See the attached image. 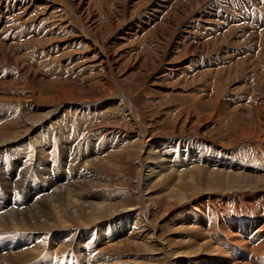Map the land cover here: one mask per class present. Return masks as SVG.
Returning a JSON list of instances; mask_svg holds the SVG:
<instances>
[{
  "label": "rangeland",
  "instance_id": "374dc122",
  "mask_svg": "<svg viewBox=\"0 0 264 264\" xmlns=\"http://www.w3.org/2000/svg\"><path fill=\"white\" fill-rule=\"evenodd\" d=\"M54 1L58 5H52L51 0H0V128L4 126L0 130V135L4 133L8 139L17 138L11 142L8 148H5L6 150L0 151V164L6 162V169L9 170L4 172L0 166V175L2 176H0V199H8V203L12 200L15 201L14 199H16V203H20L25 199L26 206H28L30 203L27 201V196H29L30 190L43 191L46 185L51 184L50 181L55 182L52 187L54 190L62 183H56L59 178L57 167L51 165L49 168L41 164L47 160L50 163L53 162L52 158L45 154V151L47 153V150L49 152L50 149L42 150L41 154L33 156L34 158L27 157L32 154L30 147L32 144L30 141L20 138L24 134L27 124H22L21 118L14 119L13 116L17 112L19 114L24 111L27 104L30 105V108L34 105L30 110L31 113L44 116L35 110L40 107L55 112L66 102H82L87 103V107H92L91 104L98 101H104L107 105L112 102H123L125 98L133 104L140 121L153 135L172 133L175 129L173 122L177 119L180 122V129L182 130L184 127L186 129L182 130L184 131L182 134H185L184 137H186L184 144L189 142L194 144L198 139L195 134L201 129L200 135H205L207 140L209 139L201 148L202 152L219 155L222 150L227 151L226 149L230 148L235 159L242 163L241 165H249L251 170L260 171L259 175L264 176V149H261L264 147V137L262 140H257L255 136L258 133L264 135V37L261 40L263 47L258 55H253L251 50L252 35L244 39L237 38L238 30H232L228 35L208 44H203L202 41L198 45L192 44L187 38L195 34L187 31V25L189 26L192 19L198 18L200 14L205 15V11L209 7L205 3L209 0H85L80 4V8H83L82 13L77 5L78 0H74L75 2L73 0ZM61 1H65L64 3L69 8L61 7L59 5ZM80 15L86 30L82 32L80 25L74 29L70 26V28H64L68 26L69 22L74 27L78 21L76 16ZM97 40L100 41V45ZM233 46L249 50L248 56L233 59L231 63H227L219 69H211V67L202 71L197 68L200 62H193V59L202 53L221 55L226 51L224 50L226 47L229 49ZM100 53L108 56L105 58L108 59V62L105 63L106 66L99 58ZM24 61L26 62L24 63ZM113 96L118 98L111 100ZM52 98H58V100L52 103ZM214 98V102H216L211 104L210 100ZM21 101L23 103L25 101V103L23 104ZM4 107L6 108L4 109ZM118 112L116 110L114 112L103 111L99 114L94 113V116H78L68 111L57 125L59 130L70 131V134L74 135L75 141L79 139L83 144L88 142V139L94 134L98 135L103 128V131L107 129L106 133H113L109 127L114 128L111 125L115 124H122L128 128L129 132H133L130 121ZM91 116H96L98 120H93ZM187 134L191 135L190 139L187 138ZM83 144H78L77 147L84 148ZM257 147H260L261 151L259 149L256 151ZM27 149L28 151H26ZM133 151L135 152V150L131 152ZM127 152L122 151L118 154L119 157H115L117 162L118 160L122 161L118 162L119 169L117 166L111 168L110 165H99L103 173L102 177L106 180L99 186H109L115 191L113 195L122 194L126 197L128 206L136 208L139 206L137 203L139 202L137 179L140 168L138 160L134 156L128 155ZM41 159L43 160L39 163L40 165L34 162ZM69 159L67 158V160ZM6 160L10 161V164ZM18 160L21 161L20 167L16 164ZM41 167L45 171H42ZM203 169V166H199L201 173H206V170L203 171ZM44 175L45 178H43ZM250 178L253 182L258 181L256 177L251 176ZM89 179L90 177H87L84 181ZM216 179L219 184V177ZM77 180L78 182L82 181ZM208 181L205 179L206 184ZM2 182L5 183L1 185ZM105 182L108 184H104ZM260 182L258 181L259 185ZM169 185L167 194H170L173 189H183L187 184L183 182L180 184V186L182 185L180 188L174 184ZM263 185L262 183L261 186ZM19 188L20 190L17 192ZM150 188L154 191L161 187L154 184L150 185ZM48 193L40 194L44 198ZM261 193L264 194V186L256 192L258 198ZM163 196H152L155 201L153 203L157 204L160 209L156 221L161 226V239L167 237V239H174L173 237L178 231L172 229V226L164 221L162 210L166 208L168 197ZM17 197H21V199ZM38 198L39 196H34V200ZM101 200L99 196L88 198V201L91 202ZM257 204L261 206L259 203ZM197 215L200 219L203 218L200 214ZM233 215L235 217H232ZM230 216L231 219L235 218L237 221L240 219L234 210L230 212ZM202 221L198 223V226L191 224L199 229L200 234H198V229L196 231L194 228L192 229L195 231L186 228L184 233H195L198 237L197 240L203 239V243H207L209 237L206 229L208 228ZM203 228L204 230H202ZM125 230L121 232V247L124 248L122 253L125 254L123 263L129 264L132 261L130 264H135V262H137L136 264H150L147 263V260L145 261L144 256L147 254L143 244L138 248L129 246V242L133 243L132 234H130V229ZM255 230L247 226L239 228L236 231V236L239 240L252 246L250 241L259 230H264V227L255 226ZM62 231L60 229L48 234L45 230H30L29 235L31 236L28 239L32 242L29 245L33 246L37 242L39 245H43L44 236L48 235L52 246L56 248L65 243L68 238V236H60ZM40 232L43 236L37 241L35 238L41 234ZM100 232L97 230L95 236L97 237ZM127 232H130L128 235L131 237L130 240L126 238ZM213 232L211 231L212 235ZM80 235L82 236V248L77 247L79 251L77 249H75L77 252L72 251L70 264H86L87 258L92 255L90 247L96 245L90 247L86 245V242L92 238L88 231L83 229L80 231ZM235 247L240 251L244 248L243 245H232V248ZM137 249L139 252L136 251ZM222 249H217L218 254L222 253L223 256L218 255L215 264H229L232 260L228 259L227 255L224 257ZM231 252L234 253L233 249ZM203 253L199 255L206 254ZM81 254L85 257L82 258ZM112 254L108 253V255ZM216 254L210 253L207 257H214ZM247 258L252 259L249 254H247ZM219 261H223V263ZM211 263L213 262L208 264Z\"/></svg>",
  "mask_w": 264,
  "mask_h": 264
},
{
  "label": "bare ground",
  "instance_id": "6f19581e",
  "mask_svg": "<svg viewBox=\"0 0 264 264\" xmlns=\"http://www.w3.org/2000/svg\"><path fill=\"white\" fill-rule=\"evenodd\" d=\"M64 2L65 1H61L59 5L65 9L69 8ZM82 2H85V0H78L77 3L80 12L83 9L80 8ZM51 4L58 5L54 0H51ZM54 9L57 10L56 8ZM68 11L74 12L73 10ZM76 17L78 21L75 20L77 23L74 24V27H72L73 24L70 22L69 24L66 22L68 26L64 28L71 27L74 29L77 25H80V30L83 32L86 28L84 29L82 16ZM98 43L100 45V41H98ZM98 47L100 48L101 46ZM101 52H103V50ZM99 58H101L102 64L108 62V59H105L108 58V56L103 53L99 54ZM25 62L26 61H24V63ZM106 65L107 64H105V66ZM117 96H113L114 98L112 97L111 100L117 99ZM122 97L125 96L122 95ZM44 100L46 101V99ZM51 100L50 101L53 103V101H57L58 98H52ZM214 100L215 98L211 99L210 103L214 104L216 102H214ZM91 105L92 107H87V103L66 102V104L59 108L56 107L58 109L55 112L51 109L45 110L40 107H35L37 108L35 112L40 113V115L41 113L44 114V116H39L30 112L34 105L30 108V105L27 104L24 111H21L19 114H17V112V115H13L15 117L14 119L19 117L18 119L21 118L20 121L22 120V124H27L24 129V134L20 137L23 138V140L30 141L32 144V146H30L32 148V154L30 153L31 155H27V157L31 159L33 156L40 155L42 150L50 149L49 152L47 150V153L45 151V154L47 157L52 158V163L48 160V163L41 162L43 159L39 161L35 160L34 162H37V165L41 162V164L49 168L51 165L57 167L59 169V178L56 183H62L60 185L58 184L59 186L52 190L55 182L49 180L51 184L46 185L43 191L30 190L29 196H27V201L30 203L28 206H26L27 202L25 199L21 200L20 203H16V199L9 203L8 199H0V264H70L72 251L77 252L79 251L77 247L82 248V236L80 235V231L83 229L88 231L92 237L91 240L86 242V245L90 247L96 244L90 247L92 255L87 258L86 264H125L123 263L125 254L122 253L124 248L121 247V232H123L124 229L131 230V233L129 232L132 234L133 240V243L129 242L131 248H138L143 244L147 254V256H144L146 258L145 261L147 260V263L150 264L214 263L217 261V256L222 254H218L217 249L220 250L222 248V250H224L222 251L224 257L227 255L228 259H232L229 264H264V230H259L255 237H253L250 241L252 246H249L247 242L239 240L236 236V231L239 228L247 226L256 231L255 226H259V228L264 227V194L261 193L260 198H258L256 194V192L264 186H261L262 183L264 184V176L262 175V177L259 175L260 171L251 170L249 165H241L242 163L238 162V159H235L236 157L233 156L230 148H227V151L222 150L219 155H210L208 153L206 154L205 151L202 152L201 148H203L205 145L204 143L208 142L209 139L207 140L205 135H200L201 129L199 131L196 130L197 132L195 135L197 136L195 137L198 139L194 144L192 142L184 144V138L186 137H184L185 134H182L184 133L182 130L185 127L181 130L180 122L177 119L173 122L175 129L172 133L153 135L140 121L133 104L125 98L123 102H112L106 105L104 101H98ZM5 108L6 107H4V109ZM115 110L119 111V114H123L125 119L127 118L130 121L133 126V132H129L128 128L122 124H115L111 125L114 126V128L108 126L113 133H106L107 129L105 132L103 131L104 128L102 130L100 129L101 132L98 133V135L94 134L88 139V142L86 141L83 144L79 139L75 141L76 139L74 135L70 134V131L64 130L65 132H62L59 130L60 128L58 129L57 123L63 119L68 111L78 116H88L94 113L99 114L103 111L114 112ZM93 116H91L93 120H98L96 116ZM14 119H12V121H14ZM122 119L124 118L122 117ZM3 127L4 126H2L0 130ZM106 127L105 125V128ZM118 129H120V131H118ZM178 131L180 133H177ZM187 136V138L191 137L189 134H187ZM255 136L257 140H262L264 137L262 133H258ZM15 140H17V138L8 139L4 133L0 135V151L8 148L11 142ZM78 144H83L84 148L77 147ZM258 149L260 150V147H257L256 151ZM261 149H264V147ZM132 150H135V152H131ZM26 151H28V149ZM122 151H129L127 152L128 155L134 156L139 162L140 174H138L139 178L137 179V187L139 190V202L137 203H139V206L136 208H134L135 206H128L126 197L122 196V194L118 195V193L113 195L115 191L109 188V186H99V184H103L102 182L106 181L105 178L103 179L102 177L103 173L99 165H110L111 168L117 166L118 168H116L119 169L118 162L121 160L117 162L115 157ZM127 153H124V155H127ZM259 156L258 158H260ZM67 158L70 159L67 160ZM6 161L8 163L10 162L8 160ZM20 163L21 161L18 160L16 163L18 167H20ZM0 166L4 169V172L9 171L6 169V162H3ZM199 166H203L206 173H201ZM12 167L14 166L12 165ZM41 170L45 171L43 167H41ZM32 173L34 174V172ZM48 174L50 173L48 172ZM251 176L261 181L260 185L258 181L253 182L252 178H250ZM87 177H90V179L84 181ZM217 177H219L220 180L219 184L217 183ZM43 178H45V175ZM77 179L82 181L78 182ZM205 179L209 180L207 184ZM183 182L187 184L186 186L184 185L185 187L183 189H173L170 191V194H167V192H169L167 191V188L170 186L169 184H174L180 188L182 186H180V184ZM4 183L2 182L1 185ZM106 183L107 182L104 184ZM154 184H158L159 188H161L152 191L150 185ZM21 189L23 190V187ZM18 190H20V188L17 189V192ZM105 190L107 191L106 193ZM42 192L49 193L48 195L45 194L46 196L43 198L40 194ZM161 195H166V197H168L166 208L162 210V213L164 212V221L167 222L169 226H172V229H177L178 231L176 236L173 237L174 239L171 237H169L171 239H167L168 237L166 239H161V226L156 221V216L160 212V209L157 204L155 205V203H153L154 198H152V196L161 197ZM34 196H39V198L34 200ZM98 196L102 199L101 201H88V198ZM18 199H21V197ZM257 203L261 206H258ZM232 210L240 217L239 221L235 218L231 219L230 212ZM196 213L203 217L202 219L207 225L208 229L206 230L209 237L207 243H203V239L200 241L197 240L198 237L195 233H184V229L186 228L192 231L196 229V227L191 224L198 226V223L202 221ZM232 217H235V215ZM60 229L63 230L60 236H68L65 243L60 246L54 248L48 235L44 236L45 241L43 245H39L38 242L33 246L29 245V243L32 242V240L30 241L28 239L31 236L29 235L30 230H45L48 234H51ZM97 230L101 232L96 237ZM202 230H204V228ZM210 230L214 231L213 235ZM129 233L126 236L127 240L131 239V237L128 236ZM198 234H200V232ZM42 236V233L40 235L38 234L35 240L39 241ZM232 245H243L244 248L240 251V249L236 247L232 248ZM75 249H77V251ZM231 249H233L234 253L231 252ZM136 251L139 252L138 249ZM133 252L135 251H132V253ZM203 252L206 254L199 255L204 254ZM108 253L113 254L108 255ZM210 253L212 255L217 254L214 257H207ZM135 254L138 253L135 252ZM247 254L251 255L252 259H248ZM81 257L83 258L85 256L81 254ZM223 261L219 262L223 263ZM224 262H226V260ZM136 263L137 262H135V264Z\"/></svg>",
  "mask_w": 264,
  "mask_h": 264
},
{
  "label": "built area",
  "instance_id": "2783aa9c",
  "mask_svg": "<svg viewBox=\"0 0 264 264\" xmlns=\"http://www.w3.org/2000/svg\"><path fill=\"white\" fill-rule=\"evenodd\" d=\"M209 7L205 15H199L192 19V23L187 27L191 33L188 41L198 45L200 41L208 44L213 40H218L232 30L236 32L237 38H247L252 35L251 50L253 55H258L262 50V38L264 37V0H209L205 3ZM245 28H249L246 29ZM227 48V47H226ZM224 49L221 55H207L202 53L193 59L198 63L199 71L204 69H219L233 59H241L248 56L249 50H244L237 46ZM204 52V51H201ZM195 73V72H194Z\"/></svg>",
  "mask_w": 264,
  "mask_h": 264
}]
</instances>
